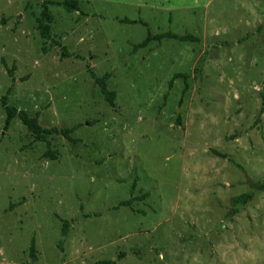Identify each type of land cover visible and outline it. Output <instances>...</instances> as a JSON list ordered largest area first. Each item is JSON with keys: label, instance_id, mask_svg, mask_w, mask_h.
Instances as JSON below:
<instances>
[{"label": "rangeland", "instance_id": "1", "mask_svg": "<svg viewBox=\"0 0 264 264\" xmlns=\"http://www.w3.org/2000/svg\"><path fill=\"white\" fill-rule=\"evenodd\" d=\"M43 1L0 0V97L43 127L79 124L80 141L54 135L43 158L0 103V264H264V189L230 215L231 197L264 184V0L49 5V40ZM148 30L198 42L133 50ZM90 71L110 74L113 107Z\"/></svg>", "mask_w": 264, "mask_h": 264}, {"label": "trees", "instance_id": "2", "mask_svg": "<svg viewBox=\"0 0 264 264\" xmlns=\"http://www.w3.org/2000/svg\"><path fill=\"white\" fill-rule=\"evenodd\" d=\"M49 5H58L62 7L67 12H73V11H81L78 5L77 0H62V1H52V0H44L41 5V10L38 14V16L35 19L36 22V29L39 32V35L42 39L49 40L50 39V30H51V24L54 21V18L52 14L49 11ZM144 26H146L145 23H142ZM162 39H174L182 42H198V39L191 35V34H184V35H177L175 33H172L170 31L160 33V34H152L149 30L147 31L146 37L138 44L133 45V50H137L140 48H145L150 42L152 41H160ZM55 45H57L61 50V56L62 57H75L78 58L79 56L76 54H72L67 52V49L65 46L60 44L58 41H54ZM200 65V64H199ZM11 74V72H9ZM91 79L93 80V83L99 88L100 93L103 95V98L105 101L110 105L114 106V99H115V92L112 90H109L106 84V80L109 78V73H105L102 76H96L93 72H89ZM182 77L184 79V88L182 90V95L187 91V82L186 78L187 76L185 74H174L169 82V85H171L172 81ZM0 103L5 111L6 117L4 121V127L8 128L11 121L14 118H18L19 121L22 123V125L27 129V131L32 135L33 141L40 142L45 145V151L42 154L43 158H49L51 160L56 159L55 154L52 149V137L54 135H61L64 137L69 143L72 145H76L79 143V139L72 136V133L79 127V124L71 126V127H43L39 123V114L36 113L35 115H30L28 112L24 110H18L13 106H9L7 104V96L6 94L0 97ZM216 156L220 158H227V155L221 152H218L216 150L212 151ZM229 160L232 162L231 158ZM251 186L253 190H249L245 193H242L237 196H233L230 198V204H231V210L230 215L233 216L237 214L241 207L246 205L249 201L252 200L254 195V189L255 190H262L264 189V184H259L252 182ZM134 184L132 185L130 189V193H133L134 190ZM148 197V193H144L141 196H135L130 197L127 200H123L118 202L116 206L113 207L114 210H117L120 207H131L134 201L137 200H143ZM14 205L11 204L10 208H12ZM68 222L66 220H63V227H62V238L66 236L68 231ZM29 256L32 258V260L35 259V247H34V241L31 240L30 247H29ZM114 260H102L97 261L94 264H114Z\"/></svg>", "mask_w": 264, "mask_h": 264}]
</instances>
